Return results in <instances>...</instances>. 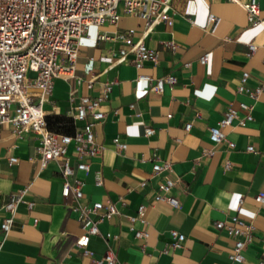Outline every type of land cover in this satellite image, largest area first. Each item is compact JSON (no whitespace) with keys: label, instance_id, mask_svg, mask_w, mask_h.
<instances>
[{"label":"crops","instance_id":"1","mask_svg":"<svg viewBox=\"0 0 264 264\" xmlns=\"http://www.w3.org/2000/svg\"><path fill=\"white\" fill-rule=\"evenodd\" d=\"M258 2L264 15V0ZM169 12L172 23L159 21L144 37V43L158 51L157 62L145 61L138 70L131 57L111 65L117 49L127 46L98 35L113 36L133 28L136 40L146 27L144 19L121 14L116 24L90 25L78 39L75 75L80 80L56 78L43 104L47 110L60 106L61 114L50 117L65 119L60 129L73 133L83 124L72 123L80 95L100 96L103 82L113 81L108 99L100 105L104 117L93 125L102 148L84 158L89 163L87 171L76 169L74 175L84 181L80 204L108 198L119 213L98 223L100 233L90 237L88 248L98 257L111 245L117 264H228L234 239L213 222L236 214L254 227L239 264H264V202L254 199L264 190V90L254 101L251 121L233 122L224 129L235 143L233 148L226 141L214 144L209 138V126L221 117L229 101L233 106L253 101L236 90L241 72H249L248 87L264 82V28L251 25L245 9L230 0H171ZM210 12L220 18L214 31L205 29ZM169 40L176 42L175 49L165 46ZM248 43L256 44L250 54ZM206 51L209 58L200 63L199 56ZM137 72L173 75L176 80L164 83L157 92L148 82L137 80ZM70 89H74L72 100ZM187 122L191 126L186 131ZM147 126L154 129L150 135L145 134ZM12 128L10 121L0 123V222L10 193L23 188L25 192L12 227L6 232L0 229V264H89L90 258L75 244L82 232L73 209L76 201L71 194L61 195L60 161L50 160L41 167L35 134H16ZM115 136L126 143L125 148L115 147ZM249 144L252 151L246 150ZM67 155L74 165L72 143ZM9 156L17 160L9 163ZM155 159L171 162V176L177 179L171 192L179 199V207L152 201L164 176V172H151ZM97 173L101 184L96 183ZM141 203L146 205L145 222L136 220L134 226L148 235L136 238L128 215L135 214ZM171 230L184 234L179 245H173ZM106 233L111 234L108 242Z\"/></svg>","mask_w":264,"mask_h":264},{"label":"built area","instance_id":"2","mask_svg":"<svg viewBox=\"0 0 264 264\" xmlns=\"http://www.w3.org/2000/svg\"><path fill=\"white\" fill-rule=\"evenodd\" d=\"M241 5L247 14L251 25H260L264 28V15H260L258 0H230ZM171 0H0V123L10 121L13 124V133L30 131L37 138L35 148L36 157L44 166L50 160L60 161L61 171V195L67 198L70 194L76 201L73 209L82 232L75 240V244L81 248L82 254L90 258L89 264H117L116 254L108 244L105 251L98 257L88 248L90 237L100 233L98 223L105 217L119 213L115 203L110 199L105 201H91L84 204L78 202L83 196V179L74 175L75 170H88L89 163L85 157H92L99 153L102 146L96 141L93 125L104 117L100 109L103 101L107 100L113 81H105L102 84L100 96L80 95L75 104L72 115V123L82 121L83 124L73 133H67L58 128H51L49 117L60 115L61 108L55 105L51 110L44 108L53 90L56 78L70 79L75 77V66L78 55V39L92 24L108 22L116 24L121 14H130L146 21L143 34L133 39V28L117 31L113 36L99 34L98 38H113L123 42L127 47H119L116 57L111 65L118 64L131 57L135 68L140 69L145 61L152 63L158 60V51L148 47L144 43V37L159 21L172 23L169 12ZM220 18L210 12L207 15L205 29L214 31ZM165 46L175 49L177 44L173 40L165 41ZM256 44L248 43V53H252ZM209 51L199 56L200 63H206ZM249 72H241L237 92H245L253 101L248 103L239 101L236 106L229 101L226 109L215 124L209 126V138L216 144L226 141L230 148L235 143L227 138L225 128L235 122L237 125H245L253 119L252 111L254 101L264 90V82H259L254 87L247 86ZM77 81L80 77L76 76ZM137 80L146 81L150 88L160 92L164 83L175 82L173 75L154 77L147 73L137 72ZM93 81L89 79L88 84ZM74 89L69 90V99H73ZM168 116H170L168 114ZM91 118V120L89 119ZM191 122L184 125L187 131ZM151 126L145 127V134H152ZM117 149L126 147V143L120 141L118 136L113 138ZM73 144L76 151L75 164L70 163L67 155V147ZM246 150L252 151V145H247ZM204 152L212 153V149H204ZM9 163L17 160L15 156L8 157ZM225 169L230 167L225 163ZM151 172H164L163 178L158 182L152 195V201L166 202L173 207H179V199L171 192L177 179L172 177L173 168L169 160L152 162ZM72 177V179H70ZM96 183L101 184V175L97 173ZM144 184V181L141 182ZM25 188L10 193L3 204L5 216L0 222V229L8 231L14 223V214L18 203L22 200ZM258 203L264 202V190L254 196ZM242 199H240L241 201ZM32 205V201L28 202ZM146 205L137 206L136 213L128 215L129 229L136 238H145L148 232L136 228L134 222L143 217ZM218 229H224L234 239L231 250L228 253V264H239L244 260L243 249L253 237V225L236 214L227 221L216 220L213 222ZM174 239L173 245H179L184 239V234L171 230ZM110 233L104 235L108 242Z\"/></svg>","mask_w":264,"mask_h":264},{"label":"trees","instance_id":"3","mask_svg":"<svg viewBox=\"0 0 264 264\" xmlns=\"http://www.w3.org/2000/svg\"><path fill=\"white\" fill-rule=\"evenodd\" d=\"M64 122H65V119H62V118H60V117H58V116H54V117H49V125H50V127L52 128H54V126H53V124H59L58 125V129L59 130H61L60 129V126H63L64 125ZM62 131V130H61Z\"/></svg>","mask_w":264,"mask_h":264}]
</instances>
